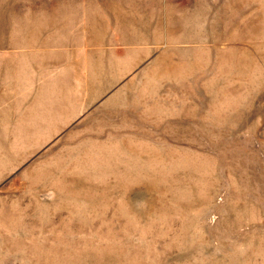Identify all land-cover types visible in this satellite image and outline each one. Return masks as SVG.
I'll use <instances>...</instances> for the list:
<instances>
[{"label": "rangeland", "instance_id": "374dc122", "mask_svg": "<svg viewBox=\"0 0 264 264\" xmlns=\"http://www.w3.org/2000/svg\"><path fill=\"white\" fill-rule=\"evenodd\" d=\"M0 264H264V0H0Z\"/></svg>", "mask_w": 264, "mask_h": 264}]
</instances>
